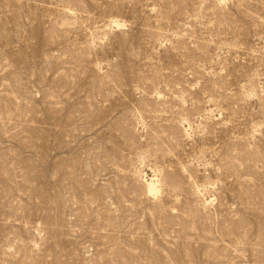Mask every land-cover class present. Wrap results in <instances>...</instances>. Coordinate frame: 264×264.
Listing matches in <instances>:
<instances>
[{"label": "rangeland", "instance_id": "1", "mask_svg": "<svg viewBox=\"0 0 264 264\" xmlns=\"http://www.w3.org/2000/svg\"><path fill=\"white\" fill-rule=\"evenodd\" d=\"M0 264H264V0H0Z\"/></svg>", "mask_w": 264, "mask_h": 264}, {"label": "bare ground", "instance_id": "2", "mask_svg": "<svg viewBox=\"0 0 264 264\" xmlns=\"http://www.w3.org/2000/svg\"><path fill=\"white\" fill-rule=\"evenodd\" d=\"M113 24H117V23H113ZM118 26L119 25L117 24V27ZM144 184H145V192L149 196H153V197L158 196V194H160V192H161V190L163 189L164 186H166L168 188H175L176 187L175 180H173V177L169 178L168 176L165 177V178H162V177L161 178H157V176L154 175L150 180L144 181ZM194 189L195 190H194L193 194H195L196 196H201L202 190L200 189V187L195 185ZM201 201H202L201 205L203 207L208 206L209 203H210V201H208L207 199H202Z\"/></svg>", "mask_w": 264, "mask_h": 264}]
</instances>
